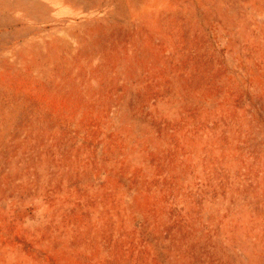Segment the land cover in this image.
I'll use <instances>...</instances> for the list:
<instances>
[{
    "label": "rangeland",
    "instance_id": "obj_1",
    "mask_svg": "<svg viewBox=\"0 0 264 264\" xmlns=\"http://www.w3.org/2000/svg\"><path fill=\"white\" fill-rule=\"evenodd\" d=\"M0 264H264V0H0Z\"/></svg>",
    "mask_w": 264,
    "mask_h": 264
}]
</instances>
